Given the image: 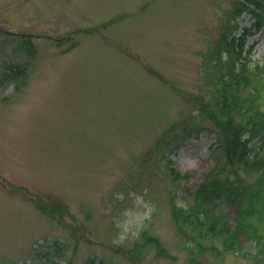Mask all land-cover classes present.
Returning a JSON list of instances; mask_svg holds the SVG:
<instances>
[{
    "label": "rangeland",
    "instance_id": "obj_1",
    "mask_svg": "<svg viewBox=\"0 0 264 264\" xmlns=\"http://www.w3.org/2000/svg\"><path fill=\"white\" fill-rule=\"evenodd\" d=\"M245 1L0 0V74L26 60L9 33L38 46L24 85L0 88V264L195 263L172 206L226 160L195 103L213 91L204 53L249 29L264 62V21ZM242 245L196 259L255 264L257 245Z\"/></svg>",
    "mask_w": 264,
    "mask_h": 264
},
{
    "label": "trees",
    "instance_id": "obj_2",
    "mask_svg": "<svg viewBox=\"0 0 264 264\" xmlns=\"http://www.w3.org/2000/svg\"><path fill=\"white\" fill-rule=\"evenodd\" d=\"M243 10L256 16L257 22L264 21L261 0H246ZM250 35L245 29L240 37L227 36L204 53L203 72L213 91L209 98L196 97L195 103L218 125L211 131L219 142L222 139L227 155L224 164L198 187L189 203L172 206L180 244L194 250L189 255L193 264H203L196 258L206 252L220 259L227 253L244 255L243 240L257 245L254 262L264 264V62L252 63L248 55L251 50L245 47ZM9 36L14 37V56L24 55L26 60L5 61L0 88L8 80H14L20 88L38 46L33 34ZM257 138L261 140L258 150L255 143L251 144ZM146 242L161 249L157 237L148 236Z\"/></svg>",
    "mask_w": 264,
    "mask_h": 264
}]
</instances>
